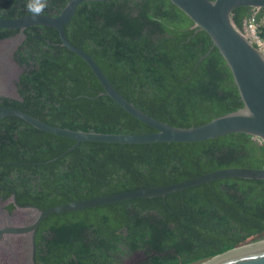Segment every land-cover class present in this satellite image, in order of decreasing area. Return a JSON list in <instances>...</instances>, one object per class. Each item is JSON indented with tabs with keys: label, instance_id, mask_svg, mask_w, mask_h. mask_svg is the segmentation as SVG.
I'll list each match as a JSON object with an SVG mask.
<instances>
[{
	"label": "trees",
	"instance_id": "obj_1",
	"mask_svg": "<svg viewBox=\"0 0 264 264\" xmlns=\"http://www.w3.org/2000/svg\"><path fill=\"white\" fill-rule=\"evenodd\" d=\"M3 1L8 4L3 9L0 5V11L7 17L32 12L29 3L36 11L44 7L41 0ZM135 1L140 2L82 1L64 26L67 38L94 57L123 95L161 120L181 126L198 124L242 104L225 60L204 30L196 29L170 0ZM250 13L247 6L234 8V24L241 27ZM36 34L32 48L40 56L46 52L40 46L44 38L60 40L55 29L53 35ZM60 49L56 57L67 67L58 63L51 73L44 69L38 74L34 69L33 98L23 110L71 128L153 130L109 95L97 94L102 86L85 60L66 47ZM45 60L51 66L53 58ZM21 120L7 117L10 132L0 136V159L10 161L1 162L0 169L12 185L30 187L31 182L8 176L12 168H4L17 165L26 173L28 165L22 161L49 159L73 139ZM18 124L33 134L19 130L15 137ZM263 162L264 144L244 132L190 142L84 140L56 159L40 163L43 174L33 188L39 184L41 192L52 191V204H56ZM129 205L142 208L131 210ZM88 221L92 222L90 235L95 236L91 242L84 234ZM108 221L126 223V233ZM42 225L51 229L46 249L54 264L111 262L118 241L123 242L119 252L143 249L149 255L143 264H182L248 242L264 231V178L221 177L164 195L52 212ZM95 239L99 242L91 246Z\"/></svg>",
	"mask_w": 264,
	"mask_h": 264
},
{
	"label": "water",
	"instance_id": "obj_2",
	"mask_svg": "<svg viewBox=\"0 0 264 264\" xmlns=\"http://www.w3.org/2000/svg\"><path fill=\"white\" fill-rule=\"evenodd\" d=\"M82 1L68 0L58 13L52 15L30 12L13 17H0V27L20 28L23 31L26 26L32 24L54 26L58 31L60 43L74 51L89 65L102 86L100 93L109 95L132 116L153 127V130L110 132L70 128L49 123L24 110L5 107H1L0 117L9 114L17 115L39 129L74 139L75 142L61 154L70 150L79 141L84 140L190 142L231 132L250 134L264 144V55L239 30L232 19L234 8L238 6L264 8V0H170L184 12L196 29H202L208 34L212 45L217 47L225 60L242 101V104L235 109L215 115L201 123L187 126L169 123L139 108L115 87L92 55L69 41L65 34L64 24ZM221 177L264 178V162L261 166L220 167L175 182L72 199L46 207L30 205L35 212L33 219L23 225L1 227L0 236L3 232L28 233L31 236V254L33 255L35 231L42 219L51 212L82 209L132 197L164 195ZM182 264H264V231L248 242Z\"/></svg>",
	"mask_w": 264,
	"mask_h": 264
},
{
	"label": "flooded vegetation",
	"instance_id": "obj_3",
	"mask_svg": "<svg viewBox=\"0 0 264 264\" xmlns=\"http://www.w3.org/2000/svg\"><path fill=\"white\" fill-rule=\"evenodd\" d=\"M67 1L68 0H57V1L56 0L55 1L41 0L44 7L38 9V11H35V12H40V13L49 14V15L56 14L59 12L60 8L64 6V4ZM83 1H86V0H83ZM129 1L132 3V5L140 2V1H135V0H129ZM5 4H8V3L4 2L3 0H0V5L2 9L4 8ZM9 4H12V3H9ZM0 12H1L0 17H7V16H3L4 11L1 10ZM27 13H30V12H27ZM14 16H18V15L15 14ZM34 26H37V27H34ZM3 28H8V27H0V109L1 107L11 108V109H20V110H23V108L27 109L28 104L33 98L32 95L30 96V92L32 93L34 92V89H33L34 81L32 79L34 75L33 70L34 69L36 70V74L40 73L44 69H46L47 73H51V70L54 69L58 63H60L64 68H66L67 65L64 63V60L63 59L58 60V58L56 57L57 54H61L60 47L64 49V47L66 46L61 44L60 40H56V39L50 40L49 38H44L45 43L40 44V46H42V48L46 50V52L42 56H40V51L38 50L34 51V49L32 48V45H33L32 37L37 36L36 31L40 33L47 31L49 34L53 35V31L55 29L56 32L58 33L57 29L54 26L47 25V24H32V25L26 26L23 29V31H21L20 28H8L9 30L8 29L4 30ZM50 28L52 29L50 30ZM29 29L32 32L30 34L27 32V30ZM56 46H59V47H56ZM66 48L69 49L68 47ZM47 51H49L51 54H48ZM45 58H47L48 60H51L53 58L51 66L50 64H47L45 62L47 61L45 60ZM97 94H102V93L98 91ZM7 117L16 118L19 120L23 119L17 115H12V114L1 116L0 117V136H3L2 133L8 134L10 132L9 131L10 126L6 122ZM61 126H64V125H61ZM23 128L24 126L19 125L18 128L14 129L13 130L14 136L16 137L19 135V130L23 132L25 131L29 134H33L30 130H23ZM88 129H93V128L90 127ZM150 130H147V131H150ZM145 131L146 130L138 131V132H145ZM74 142L75 140L73 139V142L70 143L64 150L69 148ZM75 145L73 147H75ZM64 150L50 157L49 159H46L43 161H38V160L37 161L36 160L22 161L23 163L25 162L28 165V167H26V170H25L26 173H23L21 168H19L17 165L15 167L4 168L5 170H8V168H12V169H9L11 172L10 174L9 172H7L8 176L16 180L29 181L32 183L30 187L24 186L23 183L21 185L19 184L12 185L8 180L4 179L6 178L5 174L2 173L0 169V179H1L0 180V228L5 227V226L9 227L12 225L13 226L23 225L31 221V219H33L35 215V212L30 205H36L38 207L50 206L49 204L54 205L52 204V201L55 200L54 198H52L53 197L52 191L41 192L42 188L39 184L36 186V189H34L33 186L35 185L36 181H38V179L42 177L41 174H43L41 173V167L39 166L40 163L42 162L46 163L53 159H56L57 157L63 155L61 153ZM7 153H9V151ZM9 161L10 160L0 159V163L9 162ZM14 162L20 163L21 161L14 160ZM49 176L52 178V175H49ZM128 208L131 210H135L136 208H142V207L140 206L134 207L133 205H129ZM74 210H79V209H74ZM148 210L150 212H155V208H149ZM48 215H46L42 219V221L39 223L35 231L33 255L31 254V251H32L31 236H29L28 233L26 234L25 233H11V232L2 233V235L0 236V264H35V263L36 264H54L53 259H50L51 255H47V249H46L48 237H50L49 233L51 229L48 225H45V226L42 225L43 220ZM91 223H92L91 221H88V227H86L84 231L85 239L88 241L93 240L95 238V236L90 235V230H91L90 224ZM112 224L118 229V231L124 234L126 233V226H127L126 223L114 222ZM29 233L31 234V231ZM98 237H100V240L102 241L101 237H103V235L101 234ZM65 241H68V239L65 238ZM97 242L99 241L95 239L94 242L91 244V246ZM66 243L67 242H65V244ZM117 246L119 248L122 247L123 242L118 241ZM118 249H116V251L114 252V259L111 262H106L103 264H143L146 261L147 257L149 256L146 252L143 251V249H140V248H134L131 250L124 249L120 252L118 251ZM32 256L34 257V259ZM68 256L69 257H66V258L68 260L69 259L71 260L72 257H70V255Z\"/></svg>",
	"mask_w": 264,
	"mask_h": 264
},
{
	"label": "built area",
	"instance_id": "obj_4",
	"mask_svg": "<svg viewBox=\"0 0 264 264\" xmlns=\"http://www.w3.org/2000/svg\"><path fill=\"white\" fill-rule=\"evenodd\" d=\"M264 8L253 7L251 13L244 18L239 30L257 47L264 55Z\"/></svg>",
	"mask_w": 264,
	"mask_h": 264
},
{
	"label": "clouds",
	"instance_id": "obj_5",
	"mask_svg": "<svg viewBox=\"0 0 264 264\" xmlns=\"http://www.w3.org/2000/svg\"><path fill=\"white\" fill-rule=\"evenodd\" d=\"M27 8H28L29 11H32V12H34V13H35V11H36V10H34V9L31 7V4H30V3H29V5H27Z\"/></svg>",
	"mask_w": 264,
	"mask_h": 264
}]
</instances>
